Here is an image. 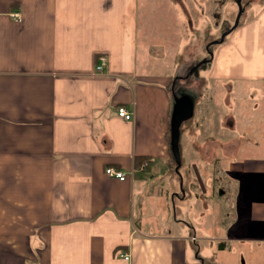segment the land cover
<instances>
[{"label":"crops","instance_id":"obj_1","mask_svg":"<svg viewBox=\"0 0 264 264\" xmlns=\"http://www.w3.org/2000/svg\"><path fill=\"white\" fill-rule=\"evenodd\" d=\"M249 9L205 60L207 102L192 127L183 79L153 69L150 52L163 47L143 34L139 0H0V264H216L188 250L210 238L226 240L231 264H264V110L253 119L264 1ZM238 88L241 108L230 101ZM120 104L130 119L116 115ZM177 105L183 167L172 170ZM185 187L195 190L187 210Z\"/></svg>","mask_w":264,"mask_h":264},{"label":"rangeland","instance_id":"obj_2","mask_svg":"<svg viewBox=\"0 0 264 264\" xmlns=\"http://www.w3.org/2000/svg\"><path fill=\"white\" fill-rule=\"evenodd\" d=\"M252 1L254 0H240L241 12L238 18H244L250 14L249 4ZM255 1L259 2L262 0ZM139 8L145 9L143 13L144 15H147L146 17H140V19L144 20L145 23L142 30L143 34L145 33L146 36H148L151 44H158L163 47V49L154 47L153 53L150 52V57L152 58L151 63L154 62L152 64L153 69L162 70L164 68L169 69L170 67V70L173 72V77L178 74L181 75L185 71V68L186 71H188L190 67L196 64V62L205 60L208 56L212 57V55L215 54L216 48L220 42L218 43L217 41H214L218 40L221 33L227 30L228 31L225 33L223 38L229 35L237 12L236 0H139ZM176 51L180 52L181 55L177 54V56H175ZM156 53H161L164 57L153 59L152 54ZM175 57L178 59L177 63L180 62V59L185 62H181L174 66L173 61ZM211 61V59L204 61L200 65L198 64L192 70L193 72L191 71L192 74L189 77L191 80L184 83V93L186 96H190L191 94L197 92L199 88L205 85L202 83L201 76L207 72L211 65ZM214 85H217V83L214 82ZM182 87L184 86L182 85L181 88ZM239 89L240 88L236 90V98H233L232 94H230V101L232 104H235V101L238 102V107L241 108L243 107V102L245 100L242 98L243 92L238 93ZM219 91L220 89L218 87H213L212 92H209L212 96V102L214 103L213 108H216L215 105H221L222 95L220 96L219 94H216ZM256 96L253 102H256L255 105L257 108L255 110V114H253V119L256 123H258V112L260 109L264 110V93L259 94L258 97L260 98ZM206 102L207 99L204 93L202 102L193 105L194 114L196 112V114L199 115L198 110L201 108L203 103ZM196 109L198 110L196 111ZM198 140L201 143V138H198ZM216 151L221 157L222 148L220 145L213 148V153ZM212 157H214V154ZM182 167V165H178L177 169H182ZM224 184L225 181L222 179L220 181V197L223 194V191H226ZM184 190L186 192L184 205L185 210H187L192 196L191 194L195 190L191 187H185ZM210 203L213 210L212 217L215 216L214 213H217L218 216L221 217L223 215L222 200L220 199V201H216L214 198ZM207 233L208 235H211V233ZM211 239L214 242L218 241V243H216V247L212 249V246L209 247ZM197 244L200 245L199 249H197ZM205 245H207L208 251L205 248ZM223 245L224 248H222ZM250 245L253 244L251 243ZM227 249H229V247H227L226 240H216L213 238L206 239L205 242L200 240L195 242L188 240V250H191L192 255L190 258L194 260V254L198 251L199 257H203L205 263L212 259L216 262V264H228L232 257H230L231 252L226 251ZM222 250H225L226 252H222ZM230 250L232 252L235 251L233 248H230Z\"/></svg>","mask_w":264,"mask_h":264},{"label":"built area","instance_id":"obj_3","mask_svg":"<svg viewBox=\"0 0 264 264\" xmlns=\"http://www.w3.org/2000/svg\"><path fill=\"white\" fill-rule=\"evenodd\" d=\"M10 15L12 16V18H14L15 20H20V13L16 10H13L10 12ZM105 56L103 54H99L98 56H96V62L94 64V70L96 72H99L102 68V66L105 63ZM116 111V115L123 118V119H130L131 118V111L128 110L124 105L120 104L117 105L115 108ZM146 165L145 161H142L140 163V167H144ZM104 171L106 174L110 175V176H114L115 178H118L120 180L125 178L126 172H124L121 169L118 168H113L111 166H107L104 168ZM118 256H121L123 259H128L129 258V254L128 252H118Z\"/></svg>","mask_w":264,"mask_h":264},{"label":"water","instance_id":"obj_4","mask_svg":"<svg viewBox=\"0 0 264 264\" xmlns=\"http://www.w3.org/2000/svg\"><path fill=\"white\" fill-rule=\"evenodd\" d=\"M236 5H237V12H236V15L234 17V21H233V24L231 26V29L236 26L237 20H238V16H239V14L241 12L240 0H236ZM227 31L221 33V35L218 38V40H215L214 42H216V41L217 42H221L222 39H223V36L225 35V33ZM205 60H202L200 62H196V64H194L192 67H190L187 72L190 73L198 64L203 63ZM181 112L182 111L179 109L178 105L174 107V112H173L174 114L172 116L171 125H170L171 148H172L173 156L175 158V161H176L177 165H178V160H179L178 149H177V129H178V125H179L180 121H182V113Z\"/></svg>","mask_w":264,"mask_h":264},{"label":"trees","instance_id":"obj_5","mask_svg":"<svg viewBox=\"0 0 264 264\" xmlns=\"http://www.w3.org/2000/svg\"><path fill=\"white\" fill-rule=\"evenodd\" d=\"M262 1H264V0H262ZM240 15V14H239ZM239 17V16H238ZM241 21V17L240 18H238V20H237V24L236 25H238V23ZM225 38V37H224ZM201 64V63H200ZM199 64V65H200ZM187 71H186V68H185V71L180 75V76H172L173 78H177V77H179V78H181V79H183V81H184V83H187V82H189L190 80H191V78H189L190 77V75L192 74V72H190V73H186ZM205 89H206V87L203 85L201 88H199L198 89V91L197 92H195V93H193V94H191L190 96H188V98L190 99V104H191V112H190V115H189V120H190V122H191V125H192V127H193V124H195V119H194V109H193V105L194 104H197V103H201L202 102V99H203V96H204V93H205ZM195 107V106H194ZM182 125V121H180V123H179V125H178V129H177V141H178V131H179V127ZM177 149H178V146H177ZM178 157H179V160H178V165H180V163H181V158H180V155H179V151H178ZM140 161H141V158H139V157H135V159H134V165H137L138 163H140ZM172 166V170H174V168L175 169H177V163H176V161H175V158L173 159V163L171 164ZM214 171H217V168H214ZM226 197V196H225ZM228 208H230V204H229V202H228ZM228 213L229 212H227L226 213V216H228Z\"/></svg>","mask_w":264,"mask_h":264}]
</instances>
